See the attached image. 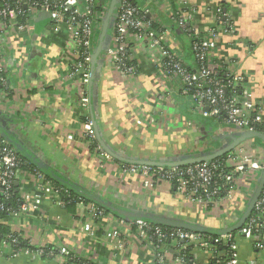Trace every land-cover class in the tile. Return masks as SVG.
I'll return each mask as SVG.
<instances>
[{
	"label": "built area",
	"instance_id": "2783aa9c",
	"mask_svg": "<svg viewBox=\"0 0 264 264\" xmlns=\"http://www.w3.org/2000/svg\"><path fill=\"white\" fill-rule=\"evenodd\" d=\"M101 1L0 0V88L8 94L17 91L9 79L10 70L2 45L15 46L21 41L27 43L32 40L37 17L48 13L50 21L43 27L42 33L40 31L41 37L44 40H60V59L69 63V72L64 74L63 81L74 83L83 110L81 136L89 148L95 146L97 158L113 161L99 144L89 114L95 32L97 24L101 25L105 19L110 2ZM153 4L165 13L171 25H163L155 18ZM198 13L199 10L189 0H174V3L171 0H120L110 45L103 59L120 79L130 81L124 86L127 92L130 89L132 100L140 103V107L138 104L135 106L138 109L134 113L136 123L144 125L152 120V116L142 113L140 88L144 87L142 77L150 72L153 88L157 90L155 102L166 110L173 108L176 102L174 84L180 85L182 93L191 98L194 110L204 118L214 120L218 131L264 134V108H255L250 93L241 95L242 78L233 73L234 62L215 55L220 34L234 32L232 17L222 7L215 11L205 8V12L202 11L206 15L204 20L197 22ZM209 17H212L213 25L205 22ZM178 32L181 36L186 35L190 42L195 70L185 63L183 41ZM117 163L122 175L144 176V185L151 190L168 184L193 208L206 213L216 211L217 204L236 193L238 179L256 183L259 173L264 171L263 157L255 151V140L242 143L222 158L186 166ZM26 178L34 183V195L30 197L28 193H21L18 209L5 208L0 203V211L8 214L7 220L19 215L27 217L42 213L45 201L66 209L61 197L62 189L41 171L27 169L26 162L17 151L0 137V194L8 200L16 183ZM77 205L86 211L85 217L73 215L74 227L83 248L95 249L103 240L114 252L126 253L130 250L131 241L136 240L153 251L154 264H202L199 253L206 255L209 264H236L238 237L255 240L256 248L263 246L264 188L252 214L239 231L216 236L148 221L121 220L120 228H110L111 214L95 203L79 200ZM45 216L49 217L46 213ZM54 220L59 223L62 218L58 216ZM20 242L26 246H21ZM36 243L30 236L24 237L14 231L0 239V256L24 254L33 259L57 260L60 264H101L95 256L81 258L66 244L56 250L50 243ZM224 245L227 250L220 252L217 248Z\"/></svg>",
	"mask_w": 264,
	"mask_h": 264
},
{
	"label": "crops",
	"instance_id": "0c3cea01",
	"mask_svg": "<svg viewBox=\"0 0 264 264\" xmlns=\"http://www.w3.org/2000/svg\"><path fill=\"white\" fill-rule=\"evenodd\" d=\"M189 1L199 10L197 22L204 20L206 15L202 11L205 12V8L214 11L218 7L227 9L233 20L234 32L220 34L215 55L234 62L233 73L242 78L241 95L250 93L255 108H264V0ZM152 7L155 18L161 24L169 25L165 13L154 4ZM205 22L208 25L214 23L212 17ZM34 28L33 38L27 43L2 45L10 70L9 79L17 91L8 94L0 88L2 125L31 153L81 189L118 210L182 221L219 234L237 231L246 223L258 201L252 202L253 194L264 183V171L259 173L258 181L250 189L238 185L233 196L217 204L216 211L206 213L193 208L168 184L151 190L144 185V176L122 175L115 159L102 161L97 158L81 136L84 115L79 93L73 82L63 81L64 74L69 72V63L60 59V40H44L42 29L40 33L36 24ZM96 31L97 49L103 25H98ZM178 35L183 40L185 63L195 70L190 42L184 35ZM18 62L21 65L18 66ZM92 75L89 114L95 120L97 133L107 149L128 162H164L185 154H212L229 141L226 140L228 133L218 131L214 120L204 118L194 110L191 98L182 93L180 85L174 84L176 102L173 108L166 110L156 104L157 90L151 82L152 74L147 72L142 77L144 87H140L143 97L141 110L143 115L152 116V120L139 125L134 117L138 100H132L130 89L127 92L124 85L128 82L120 79L103 57L94 65ZM255 151L264 162L263 141L255 142ZM16 185L21 193H28L30 197L34 195V183L30 178L22 179ZM43 207L42 213L27 217L19 215L4 223L13 232L30 236L37 245L50 243L58 250L66 244L81 258L95 256L101 264H154L153 251L136 240L131 241L130 250L126 253L114 252L103 240L95 249L83 248L74 227L73 215L85 217L86 211L77 205L71 213L51 201H45ZM58 216L62 220L56 223L54 218ZM111 216L110 228H120L121 220L130 221L114 214ZM255 244V240L238 237L236 264H264V241L262 248H256ZM199 259L202 264H209L206 255L199 253ZM0 264L60 263L14 254L12 257L0 256Z\"/></svg>",
	"mask_w": 264,
	"mask_h": 264
},
{
	"label": "water",
	"instance_id": "95a60500",
	"mask_svg": "<svg viewBox=\"0 0 264 264\" xmlns=\"http://www.w3.org/2000/svg\"><path fill=\"white\" fill-rule=\"evenodd\" d=\"M120 0H111L109 9L106 14V19L104 21L103 25V31L100 37V43L97 49L95 50L93 54V62H92V72H93V67L100 61L101 57L104 56V53L107 51L110 45V39H111V31L108 32V27L114 25L115 17H116V12H117V7L119 5ZM50 21V15L48 13H41L37 19H36V27L38 31L43 29V27ZM93 83V75L91 76V87ZM93 119V117H92ZM94 122V128L96 131V136L99 144L102 146V148L116 161L123 162V163H128V164H136V165H150V166H167V167H172V166H186L190 164H195V163H200V162H205L212 160V158H216L218 156L224 155L237 146L241 145L242 143L249 141V140H261L264 142V134L259 133V132H247V133H235V134H228L226 137V140H229L226 145H224L223 148L220 150L216 151L215 153H202L200 156L196 155H191V154H185L177 158L170 159L169 161H164V162H157V161H148V160H137V161H126L125 159L118 157L114 153H112L110 150L107 149V147L104 145V143L101 141L99 133H97L96 129V124L95 120L93 119ZM3 121L0 119V136L6 140L11 146L15 148L18 154L23 155L25 158H27L33 165L37 167L41 172L48 174L50 176L55 177L65 188L73 191L76 194H79L81 196H84L87 198L91 203H97L101 206H104L110 210H115L117 214L120 215H125L128 216V211L125 210H118L114 209L107 201L100 199L98 197H95L91 193H88L87 191L81 189L78 187L76 184L68 180L66 177L63 175L59 174L57 171L46 165L41 159H39L36 155L31 153L25 145H23L17 137H15L9 130L5 129V127L2 125ZM220 139V138H219ZM222 140V139H220ZM225 140V139H224ZM18 185V184H17ZM16 185V186H17ZM264 187V183L259 185L257 189L255 190L253 194V201L258 200L262 189ZM256 200V201H257ZM135 217V216H134ZM143 218L146 221L153 222L155 224L159 225H167L171 227H178L186 230H192V231H199V228L195 225H191L189 223H185L182 221H172L169 219H164L156 216H151V215H143Z\"/></svg>",
	"mask_w": 264,
	"mask_h": 264
},
{
	"label": "trees",
	"instance_id": "16d2710c",
	"mask_svg": "<svg viewBox=\"0 0 264 264\" xmlns=\"http://www.w3.org/2000/svg\"><path fill=\"white\" fill-rule=\"evenodd\" d=\"M111 2V0H110ZM110 2L108 4V9H109V5H110ZM224 8V7H223ZM227 10V9H226ZM106 19V18H105ZM105 19L103 20V22L101 23V25H104V21ZM171 25V24H169ZM97 28H98V24H97ZM96 28V29H97ZM108 32L111 31V34H112V30H113V26H109L108 27ZM96 36H97V31L95 32ZM179 34H181L180 32H178ZM210 127L213 126V124H210L209 125ZM209 127V128H210ZM214 128V126H213ZM11 146V145H10ZM13 147V146H12ZM14 148V147H13ZM15 149V148H14ZM91 152L95 154V146H92L90 148ZM19 156L26 162V167L27 169H30V170H36L37 167L35 165H33L27 158H25L23 155L19 154ZM219 158H222V155L221 156H218L216 158H212V160H216V159H219ZM26 169V168H25ZM39 170V169H37ZM40 171V170H39ZM43 173V172H42ZM45 177L49 180H51L54 185L60 189H62V193H61V197L63 198V201L65 202L66 204V209L71 212V213H74V211L76 210V206H77V203L79 202V200H82L86 203H89L90 201L85 198L84 196H81L79 194H76L74 193L73 191L65 188L55 177L53 176H50L48 174H45ZM65 191H68L67 193H65ZM223 196V195H221ZM0 203H3L5 205V208H11V209H18V207L20 206V203H21V192L19 190V187L15 186L12 190V194H11V197L8 199V200H5V198L0 194ZM98 207H100L101 209L105 210L108 214H114L116 215L117 217H122L124 219H126L127 221L130 220V221H146L144 218H143V214L142 213H131V211H128V216H125V215H120V214H117V212H115V210H110L104 206H101L97 203H95ZM112 206V205H111ZM114 209H116L114 206H112ZM135 216V217H134ZM8 218V214L6 212H1L0 211V239L2 238H5L7 237L9 234L13 233L12 230L10 229V227H8L7 225H5V221L7 220ZM249 219V218H248ZM247 219V220H248ZM149 222V221H148ZM163 226H167V225H163ZM167 227H171V226H167ZM199 231L201 232H204V233H207V234H210V235H219V232H212L210 230H207V229H199ZM239 231V229L237 230ZM236 230H232L230 231L231 233H236L237 232ZM228 233V232H227ZM21 246H26L25 243L23 242H20ZM227 246H221L219 248H217L220 252H223V251H226L227 250Z\"/></svg>",
	"mask_w": 264,
	"mask_h": 264
},
{
	"label": "rangeland",
	"instance_id": "374dc122",
	"mask_svg": "<svg viewBox=\"0 0 264 264\" xmlns=\"http://www.w3.org/2000/svg\"><path fill=\"white\" fill-rule=\"evenodd\" d=\"M107 1V0H106ZM110 1V0H109ZM102 3H104L105 2V0H102L101 1ZM185 39H187V36L185 35ZM188 40V39H187ZM186 40V41H187ZM183 41V40H182ZM130 83V81L127 83V84H129ZM255 142H257V143H259V142H261L260 140H255ZM253 184V181L252 180H244V181H240L239 183H238V185L240 186V187H242V188H247V189H249L250 187H251V185ZM195 209H197L196 207H194ZM154 258V257H153Z\"/></svg>",
	"mask_w": 264,
	"mask_h": 264
}]
</instances>
